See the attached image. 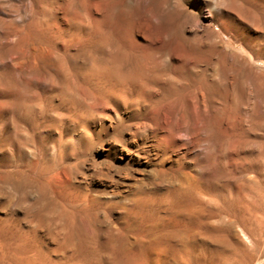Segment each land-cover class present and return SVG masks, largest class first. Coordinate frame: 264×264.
<instances>
[{"label":"rangeland","instance_id":"374dc122","mask_svg":"<svg viewBox=\"0 0 264 264\" xmlns=\"http://www.w3.org/2000/svg\"><path fill=\"white\" fill-rule=\"evenodd\" d=\"M16 41L45 43L62 77L58 88L48 76L36 82L34 102L12 103L20 131L39 123L31 163L9 176L0 167V264H264V0H0V44ZM163 57L178 66V93L195 79L205 94L197 139L176 133V150L196 163L188 180L174 179L167 160L162 175L105 159L107 139L77 140L58 118L67 103H50L62 86L64 99L92 103L89 67L137 74ZM206 79L216 85L206 89Z\"/></svg>","mask_w":264,"mask_h":264},{"label":"bare ground","instance_id":"6f19581e","mask_svg":"<svg viewBox=\"0 0 264 264\" xmlns=\"http://www.w3.org/2000/svg\"><path fill=\"white\" fill-rule=\"evenodd\" d=\"M24 42L22 43V41H19L17 43H10V44L5 43V45L0 44V57H2V61L0 62L1 67H2L1 69L2 72L1 71L0 72L2 73V78H4L3 85L0 87V167L3 168L2 170L5 172L6 176L15 175L13 173H16L15 172L16 170L18 173V170L20 168L23 170L22 166H24L23 161L25 159H27L29 162L30 154L32 155V151L34 150V148L32 147L33 150L32 149L29 150L28 146H30L31 143L35 141L33 140L36 137V136L34 137V135L36 134L34 125H36L38 122L37 120L34 121V122L37 121L36 124L33 122L34 125L33 127L32 125L31 127H29V129L31 128V130H29L30 131L29 133L27 132L28 134L26 133V131H24L25 133L20 131L22 128L19 130L18 129L19 126L17 127V124L21 125V123H24V122L17 123V124L15 123L16 119L18 118H16L14 114L13 115L15 117V121H14V118L12 116V112L14 110V108H12V103H14V100L16 98H17V101L19 100V103L21 102L20 100L32 101L33 99H35V97L38 94L37 92H34V90H36L34 89V87H35L36 82H39V80L42 79V77L46 76L47 78L48 76L49 77L48 79L50 80V82H52V84L58 80V79L56 80L55 78H59L58 77L59 74H60V78L62 77V74L60 73V71L54 67V64H57V63H54L53 61L55 60L52 61L53 58L51 59L49 53L45 51L43 47L44 45H46L45 43L44 45L40 44V42L38 43L39 45H34V44L31 45L30 44L31 42H30L29 44L31 46L30 45L27 46V49H26L24 48ZM48 46L46 47L49 49H52L50 48V46L49 47ZM16 52H20L22 53V55H20L19 57L14 56L13 54L14 53L17 54ZM52 67L55 70H53ZM117 68L122 69V67H117ZM133 70L134 69L124 68V72H123L120 70H116V67L109 66L107 64H102L94 68L89 67L84 72L82 79H83V82L86 88L85 91L86 90L89 91L88 93L90 94L88 95L89 99H93L92 103L84 102L83 105H81L80 107L75 102V100L72 99L71 101H69L68 98L67 100L64 99L66 88L62 86L59 92L58 91L53 92V93H57V95L55 96L53 95V98L51 97L54 100H50L52 101L50 103H53V101L56 102L55 99H57L59 101V103L57 104V107H59L58 109L64 108V103H67L65 105L67 106L66 113H64L65 111H63V114L59 113V116H58L57 115L58 113L56 114L57 111H54L53 107L52 109L51 108L50 109L53 110L52 112H54L58 116V118L61 115L65 118L64 122L66 121L68 128L70 127L74 131V134L76 135L77 140L87 143L88 141H91L93 138V139H96L94 141H97L98 143L101 144L102 140L104 141V139H107L104 147L102 145L103 147L102 151H104L105 159H115L119 157L121 161L124 160V162H127V164L130 161L133 163L136 162L137 164H139L138 167H136L138 168V170H143L146 167L150 166L156 169L162 175L164 172L167 171L165 169V161L167 160L170 162V166L166 168L171 173V175H173L174 179H181V178L187 179L188 175L191 173L190 172L191 170L188 172L186 168L192 169L196 163L190 158H187L185 155H181V153H179V151L176 150V148H178L176 145V133L180 130H183L188 134V136L191 139L193 140L197 139L198 133L200 131V126L198 122L204 121L206 118V114L203 113L206 110L204 106L202 105V104H205V101L203 99L205 94L201 93L202 99L200 100L199 98L200 95L196 93L195 79H192L194 81V82L192 81L193 82L192 87H191V84H188L190 85L189 86L190 92L188 90V92H185V93H178L180 92L178 84L181 85V83H178V80H177L176 71L178 70V66L173 65L168 59V57L160 58L155 63V66H152L151 68H149V66H146V67L142 66L141 70H138L140 71V73L136 74L133 72ZM2 78H0V80ZM198 81L199 80L197 79V82ZM215 83L216 82L213 79H210V80L206 79L203 84L206 85L205 88L208 89L207 87L210 88L211 86L216 85ZM54 84L56 86L59 85L58 83L57 84L54 83ZM39 88H38V91H39ZM43 89L45 90V88ZM46 91L47 90H45V92ZM50 93L51 91L50 92L47 91V94H50ZM45 95L46 93L44 94V96ZM44 98L46 97H43V99ZM49 98L44 100V103L42 102V104L46 105L47 103H45V101L47 100L49 101ZM65 100L67 102H65ZM99 101L104 102L106 104H109V103L111 104L110 105L111 107L105 106V104L104 105L102 104L104 109L105 107L110 108L112 112L111 115L104 117L103 115L104 113L102 115L100 114V111H98L97 109L99 106L97 105V103L100 104ZM214 101L220 104L219 99H214ZM30 103L28 105L33 106V104H30ZM17 105L18 104H16V107L13 105V107L17 108L18 107ZM28 105L26 106V108L36 109V107L35 108L32 106L28 107ZM52 105L53 104H51V106ZM49 106H47L46 109ZM104 109L102 110V107H101V111L106 110ZM162 110L165 111L164 116L165 117L167 116L166 118L161 115ZM44 111L46 112L45 109ZM58 112L60 111L58 110ZM16 113H18L17 110H16ZM47 113H49V111ZM123 113L127 115V119L126 118L124 119L122 117ZM18 116L20 117V120H21V116L20 115ZM45 119L46 118H44V121ZM25 121L26 123L23 124V126L27 124V117ZM64 122L62 123L64 124ZM29 124H32V122H30ZM37 130L39 132L40 129L36 128V131ZM115 130H119L117 134L118 138L116 139H115V136L110 137L112 132L116 134V132H114ZM21 134H24V137L23 136L21 137ZM38 134L40 135V133ZM39 139L41 138H38V140ZM39 142L40 141H38L37 144H39ZM33 144L35 145L36 143H33ZM39 146L41 145L39 144ZM90 146L87 145V147H90ZM61 149L62 148H60V150ZM27 151L31 153L28 154ZM45 153L46 151H44V154ZM40 154H43V153H40ZM34 155L36 154H34V151H33V156ZM32 165L33 164H31L30 166ZM17 167H19V169H17ZM111 167L110 165L106 167L104 169V172L110 173ZM100 170H102V168ZM195 170H197V168ZM197 171H199V169ZM21 172L22 171H20L18 174H20ZM99 172L101 173V171ZM128 172L129 171H127L126 174L124 175H127L128 177L131 176V178H135L133 177V175H128V174H131V172L129 173ZM108 176L109 178L106 179V181L112 184L115 178L111 176V174H109ZM122 176L123 175H121V177ZM105 177H106V174H105ZM105 177L103 178L105 179ZM182 180L184 181V179ZM9 197L13 198V194H9L8 198Z\"/></svg>","mask_w":264,"mask_h":264}]
</instances>
